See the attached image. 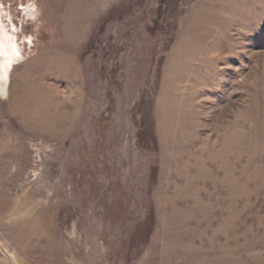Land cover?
I'll return each instance as SVG.
<instances>
[{
  "label": "rangeland",
  "instance_id": "rangeland-1",
  "mask_svg": "<svg viewBox=\"0 0 264 264\" xmlns=\"http://www.w3.org/2000/svg\"><path fill=\"white\" fill-rule=\"evenodd\" d=\"M0 21V264H264V0Z\"/></svg>",
  "mask_w": 264,
  "mask_h": 264
},
{
  "label": "bare ground",
  "instance_id": "bare-ground-1",
  "mask_svg": "<svg viewBox=\"0 0 264 264\" xmlns=\"http://www.w3.org/2000/svg\"><path fill=\"white\" fill-rule=\"evenodd\" d=\"M0 21V75L6 72L8 68L18 59V51L13 42V36L8 33L6 28ZM4 75V73H3ZM5 77V76H4ZM0 81L5 84V80L0 78Z\"/></svg>",
  "mask_w": 264,
  "mask_h": 264
}]
</instances>
